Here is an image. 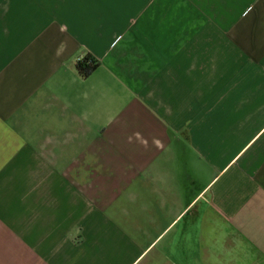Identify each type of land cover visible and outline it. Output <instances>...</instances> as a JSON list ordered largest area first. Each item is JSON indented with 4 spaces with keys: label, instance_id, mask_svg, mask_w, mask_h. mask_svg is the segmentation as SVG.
<instances>
[{
    "label": "crops",
    "instance_id": "obj_1",
    "mask_svg": "<svg viewBox=\"0 0 264 264\" xmlns=\"http://www.w3.org/2000/svg\"><path fill=\"white\" fill-rule=\"evenodd\" d=\"M0 264H264V0H0Z\"/></svg>",
    "mask_w": 264,
    "mask_h": 264
},
{
    "label": "trees",
    "instance_id": "obj_2",
    "mask_svg": "<svg viewBox=\"0 0 264 264\" xmlns=\"http://www.w3.org/2000/svg\"><path fill=\"white\" fill-rule=\"evenodd\" d=\"M76 67L82 77H89L97 69L98 62L93 56L87 54L78 61Z\"/></svg>",
    "mask_w": 264,
    "mask_h": 264
},
{
    "label": "built area",
    "instance_id": "obj_3",
    "mask_svg": "<svg viewBox=\"0 0 264 264\" xmlns=\"http://www.w3.org/2000/svg\"><path fill=\"white\" fill-rule=\"evenodd\" d=\"M84 57H85V55H84V56H82V57H80L79 61H81V60H82Z\"/></svg>",
    "mask_w": 264,
    "mask_h": 264
}]
</instances>
